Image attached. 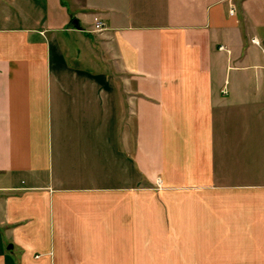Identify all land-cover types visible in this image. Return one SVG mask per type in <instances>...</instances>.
<instances>
[{
	"label": "crops",
	"instance_id": "obj_1",
	"mask_svg": "<svg viewBox=\"0 0 264 264\" xmlns=\"http://www.w3.org/2000/svg\"><path fill=\"white\" fill-rule=\"evenodd\" d=\"M252 37L264 0H0V264H264Z\"/></svg>",
	"mask_w": 264,
	"mask_h": 264
},
{
	"label": "built area",
	"instance_id": "obj_2",
	"mask_svg": "<svg viewBox=\"0 0 264 264\" xmlns=\"http://www.w3.org/2000/svg\"><path fill=\"white\" fill-rule=\"evenodd\" d=\"M234 12V9L230 10V13L232 14ZM95 24H94V30L95 31H101L104 28V24L98 19V18H94ZM250 42L257 46L261 52L264 54V40H261L257 37H252L250 39ZM219 49H224L223 46H220Z\"/></svg>",
	"mask_w": 264,
	"mask_h": 264
},
{
	"label": "water",
	"instance_id": "obj_3",
	"mask_svg": "<svg viewBox=\"0 0 264 264\" xmlns=\"http://www.w3.org/2000/svg\"><path fill=\"white\" fill-rule=\"evenodd\" d=\"M75 23H76V21H75ZM8 248H11V245H9V247Z\"/></svg>",
	"mask_w": 264,
	"mask_h": 264
}]
</instances>
